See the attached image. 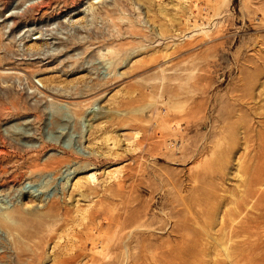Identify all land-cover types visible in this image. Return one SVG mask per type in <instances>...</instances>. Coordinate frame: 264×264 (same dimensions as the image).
<instances>
[{"label":"rangeland","instance_id":"374dc122","mask_svg":"<svg viewBox=\"0 0 264 264\" xmlns=\"http://www.w3.org/2000/svg\"><path fill=\"white\" fill-rule=\"evenodd\" d=\"M0 264H264V0H0Z\"/></svg>","mask_w":264,"mask_h":264},{"label":"bare ground","instance_id":"6f19581e","mask_svg":"<svg viewBox=\"0 0 264 264\" xmlns=\"http://www.w3.org/2000/svg\"><path fill=\"white\" fill-rule=\"evenodd\" d=\"M21 187V186H20ZM23 187L20 188V191H22Z\"/></svg>","mask_w":264,"mask_h":264}]
</instances>
